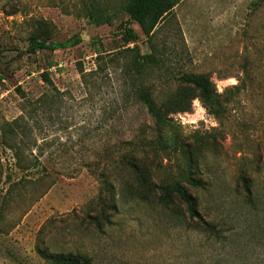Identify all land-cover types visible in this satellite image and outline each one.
I'll list each match as a JSON object with an SVG mask.
<instances>
[{"label":"rangeland","instance_id":"1","mask_svg":"<svg viewBox=\"0 0 264 264\" xmlns=\"http://www.w3.org/2000/svg\"><path fill=\"white\" fill-rule=\"evenodd\" d=\"M93 1L114 9L125 2ZM87 2L0 0V264H47L39 248L81 253L92 264H264V0H182L156 28L161 66L138 80L127 48L150 53L141 28L123 13L96 26L83 17ZM124 23L135 43L123 41ZM31 33L71 45L29 55ZM182 73L206 75L227 113L215 118L187 91L180 100L193 98L191 108L169 115L181 145L152 153L153 119L134 90L149 86L163 104L186 90ZM18 148L22 164L44 171L19 169ZM129 155L155 185H184L218 232L191 219L176 197L162 207L157 187L138 198L127 188ZM190 174L207 188L187 183Z\"/></svg>","mask_w":264,"mask_h":264},{"label":"trees","instance_id":"2","mask_svg":"<svg viewBox=\"0 0 264 264\" xmlns=\"http://www.w3.org/2000/svg\"><path fill=\"white\" fill-rule=\"evenodd\" d=\"M182 0H125L123 4L120 5L118 9L114 8H102L98 4H95L93 0H88L86 4V9L83 17L87 19L90 23L96 26L112 25L114 21L118 18L119 13H123L128 16L129 21L136 23L141 28L143 34L146 36L148 43L150 45V53L141 54L138 47L127 48L128 51L132 53L131 62L129 65L130 76L138 80L149 70H153L160 67L163 61V54L161 53V48L157 47L154 43V37L156 33V28L158 25L170 15L173 9ZM43 20H34V23H38L41 28L45 23ZM122 29V39L126 44L135 43L138 40L137 33L124 23L121 26ZM29 45L25 53L29 55H34L40 51H56L62 48L69 47L71 41L64 43H57L50 41L49 38L41 39L35 33H31L29 38ZM3 54V50L0 49V57ZM42 79L46 83L52 84L49 73L43 72L41 74ZM179 81L186 90H182L179 94L168 98L163 104H158L153 97L152 89L149 86L139 85L135 88L134 93L143 106L147 109L148 113L153 119V136L151 140L147 143V147L152 153L158 154L159 151H166L169 148L177 149L181 145V141L175 131L176 124L173 119L169 117L174 111H188L191 108L190 98L187 101H182L181 98L186 96V92H192L193 90L197 92V96L201 102L206 106L215 118L221 119L227 113L226 104H224L220 98V94L217 92L214 83L203 74L195 73H182L179 76ZM185 103V104H184ZM14 149V147H11ZM16 158L18 159V167L22 171H26L27 174L31 175L35 171H44L43 168L39 169L38 166L32 165L29 160L26 159V163H23L21 151L15 149ZM189 165L192 167L195 160L188 153ZM126 165L131 171V181L132 183L127 185V188L132 189L138 198L144 199L146 195L152 192L153 187L159 188L161 195L157 198L158 203L164 208H170L174 203V198H178L180 202L185 205L186 211L191 219H196L198 224L208 231L217 230V225L213 222H207L199 214V200L195 197L189 190L179 182H172L168 184H161L160 186L155 185L151 182L147 171L141 168L139 161L135 156L129 155L125 159ZM198 164V163H197ZM241 180L244 182L247 195L251 194L249 187V179L243 174ZM185 181L192 185V187H197L201 189H206V183L200 177H194L190 174L185 178ZM37 181L32 180L31 185H36ZM103 183L107 182L105 179ZM49 187L42 191L37 199L45 196ZM102 206H108L103 198H99ZM110 208L116 209L117 204L115 203L114 195L111 196ZM104 208V207H103ZM95 224L101 225L97 217L89 216ZM104 221L109 222L110 218L105 213L102 215ZM39 253L42 258L47 262V264H92L91 258L87 255L81 253H49L45 249L39 248Z\"/></svg>","mask_w":264,"mask_h":264}]
</instances>
